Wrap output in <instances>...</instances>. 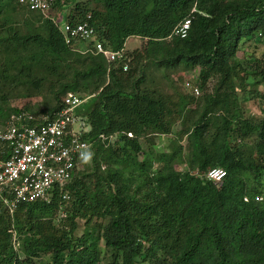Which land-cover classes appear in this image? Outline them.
<instances>
[{
	"label": "trees",
	"instance_id": "obj_1",
	"mask_svg": "<svg viewBox=\"0 0 264 264\" xmlns=\"http://www.w3.org/2000/svg\"><path fill=\"white\" fill-rule=\"evenodd\" d=\"M59 17L111 51L142 44L108 63L94 41L67 45ZM148 64L165 78L195 69L199 95L179 76L171 93L146 85ZM42 87L49 119L66 93L89 95L75 114L90 153L67 199L55 190L10 212L0 195V264H264V109L245 107L264 99V0H53L46 15L0 0V119L32 112L9 99ZM158 135L176 141L155 155Z\"/></svg>",
	"mask_w": 264,
	"mask_h": 264
},
{
	"label": "built area",
	"instance_id": "obj_2",
	"mask_svg": "<svg viewBox=\"0 0 264 264\" xmlns=\"http://www.w3.org/2000/svg\"><path fill=\"white\" fill-rule=\"evenodd\" d=\"M52 2L19 0L28 10L43 15H46ZM57 19H54V23ZM189 27L190 19H186L174 28L172 34L184 38ZM61 30L67 45L72 41H94V31L87 22L71 25L63 21ZM93 48L108 63L124 55V50L111 51L97 41L93 42ZM185 87L192 94L199 95L198 86L186 81ZM88 98L86 94L66 93L62 108L52 119H36L24 111L13 113L6 120L0 129V195L10 212L21 203L48 201L55 190L62 193L63 200L68 198L64 188L90 153L91 144L81 138L88 128L75 114V110ZM79 121L80 127L76 129ZM30 122L37 123L30 125ZM224 175L223 169L213 168L208 171L206 178L218 182ZM260 200L261 197H255V201Z\"/></svg>",
	"mask_w": 264,
	"mask_h": 264
},
{
	"label": "rangeland",
	"instance_id": "obj_3",
	"mask_svg": "<svg viewBox=\"0 0 264 264\" xmlns=\"http://www.w3.org/2000/svg\"><path fill=\"white\" fill-rule=\"evenodd\" d=\"M62 17H59L56 21L58 24V27L61 28L63 24ZM142 44V40L139 38H129L126 40L124 45L125 52L129 53L137 48H139ZM251 42H247L243 45L242 49L237 53V60L241 62L243 59V53H247L248 50H250L252 47ZM75 47V46H74ZM76 48L81 49L78 45ZM259 50L262 49L258 47ZM256 53H258V50H255ZM166 72L160 67H156L152 64H148L146 68V78H145V84L156 88L162 92L171 93L172 89L170 88L169 81L172 79H176L178 76L181 77V82H177L176 85L180 86V88L185 87V82L188 81L191 84H195V78L197 76V72L195 69L190 70H183L181 67L176 68V70L170 72L167 76V78L164 77ZM185 87V88H184ZM262 93L264 94V89H261ZM185 91V90H184ZM187 91V90H186ZM30 98H23L22 96H14L9 99V106L17 109H21L23 107L29 108L30 112L36 119H40L41 117H48L47 111L49 107L53 104V102L50 101V96L48 94V90L46 87L39 88L35 94H31ZM245 107L247 110L251 112V114L255 116H261V111L264 109V99H257L250 100L245 104ZM83 109H86V105L82 106ZM29 112V111H28ZM81 118V117H80ZM5 120L0 119V129L3 128ZM76 129L80 127V121L76 124ZM88 128V127H86ZM174 141H176V138L173 135L168 136H155L152 140L151 148L154 151L155 155H158L162 152L171 150L172 145L174 144ZM142 146L145 148L148 146L146 140H141ZM150 144V143H149ZM83 166H81L80 169H82ZM174 168L176 170L182 171L184 169V165L182 164H175ZM264 181V180H263ZM100 246L102 247V243L100 242ZM102 257V255H101Z\"/></svg>",
	"mask_w": 264,
	"mask_h": 264
},
{
	"label": "clouds",
	"instance_id": "obj_4",
	"mask_svg": "<svg viewBox=\"0 0 264 264\" xmlns=\"http://www.w3.org/2000/svg\"><path fill=\"white\" fill-rule=\"evenodd\" d=\"M85 158H87V157H85Z\"/></svg>",
	"mask_w": 264,
	"mask_h": 264
}]
</instances>
